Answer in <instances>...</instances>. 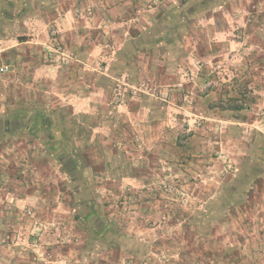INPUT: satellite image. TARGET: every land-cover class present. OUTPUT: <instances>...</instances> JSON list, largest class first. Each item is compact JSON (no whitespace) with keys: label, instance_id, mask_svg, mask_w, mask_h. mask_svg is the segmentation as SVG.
<instances>
[{"label":"rangeland","instance_id":"1","mask_svg":"<svg viewBox=\"0 0 264 264\" xmlns=\"http://www.w3.org/2000/svg\"><path fill=\"white\" fill-rule=\"evenodd\" d=\"M80 6L75 12L81 21L93 15L91 8ZM50 34L57 38L55 28ZM234 37L245 39L242 33ZM57 43L67 55L53 51L52 62L69 68L75 55ZM10 60L0 59V67L8 65L1 78L15 72ZM234 63L226 67L195 60L194 66L205 67L200 87L251 91L249 61ZM92 68L100 72V60ZM194 76L184 75L189 87L182 82L174 96L160 81H130L129 74L117 73L109 105L98 104L94 113H73L66 104L54 112L47 108L50 113L44 116H29H39L38 128L12 130L0 142V175L6 176L0 181L18 191L39 183L50 194L42 195L41 211L15 205L8 209L0 202V212L16 217L2 229L1 245L30 255V264H264V188L248 179L250 130L240 126L230 133L237 143L225 146L227 129L221 131L211 116L200 113ZM133 99L150 101L166 116L154 146L118 113L119 106ZM229 192L236 193L234 208L223 201ZM105 219L126 226L108 235L101 229ZM194 225H211V233L194 234Z\"/></svg>","mask_w":264,"mask_h":264},{"label":"crops","instance_id":"2","mask_svg":"<svg viewBox=\"0 0 264 264\" xmlns=\"http://www.w3.org/2000/svg\"><path fill=\"white\" fill-rule=\"evenodd\" d=\"M145 1H150L147 8L141 7ZM183 1L0 0V59L8 61L12 56L17 59L9 62L15 72L11 73V69L0 77V142L11 137L12 130L19 127L38 128L40 119L35 115L43 113L44 116L63 104L73 113H94L98 104L109 105L110 84L117 73L129 74L130 81L140 78L160 81L174 96L182 82L189 87L190 82L183 77L190 73L199 85L196 101L200 113L211 116L221 131L225 128L228 131L224 136L225 146L237 143V136L230 133H235L240 126L246 125L250 130L248 179L259 182L263 189L264 0H186L182 6ZM80 4L93 10V15L83 21L75 12ZM173 4H180L182 8L175 9ZM54 28L57 38L50 34ZM236 33H242L244 41L236 40ZM57 40L75 55L76 61L69 68L52 62ZM97 60L102 70L95 73L92 66ZM195 60L226 67L229 62L237 64L242 60L246 64L249 61L250 71L246 76L250 75L251 91L241 94L236 89L203 90L200 86L206 78L205 67L200 70L194 66ZM32 113L35 115L29 118ZM118 113L130 129L137 131V136L146 138L152 146L158 139V131L166 124V116L144 99H133L119 106ZM232 152L235 154L234 147ZM1 156L5 157L4 151ZM0 179L5 180L6 176L0 175ZM7 183L0 181L3 207L13 209L15 205L43 210L42 195L50 193L39 183L26 185L20 191ZM50 191L55 192V187ZM218 192L219 187L207 200H213ZM235 195L229 192L223 197L224 202L232 205L229 208L237 204L233 200ZM204 208L211 211L208 205ZM229 208L222 207V210ZM210 213L212 219L217 217ZM15 219L14 212L2 210L0 233ZM107 220H102L101 229H107L108 235L126 226ZM210 227L201 226L203 235L211 233ZM29 258L30 255L4 248L0 243V264H30Z\"/></svg>","mask_w":264,"mask_h":264},{"label":"built area","instance_id":"3","mask_svg":"<svg viewBox=\"0 0 264 264\" xmlns=\"http://www.w3.org/2000/svg\"><path fill=\"white\" fill-rule=\"evenodd\" d=\"M53 51H55L56 53L60 54V55H64L66 56L67 54L64 52V49L58 45V43L55 45V47L53 48ZM217 69H219V65L216 66ZM8 70V65H2L0 67V72H6Z\"/></svg>","mask_w":264,"mask_h":264},{"label":"trees","instance_id":"4","mask_svg":"<svg viewBox=\"0 0 264 264\" xmlns=\"http://www.w3.org/2000/svg\"><path fill=\"white\" fill-rule=\"evenodd\" d=\"M188 225H190V224H188ZM207 228H209V225H207ZM192 231H193L194 234H197V235H200V236L204 234V231H202V229H201V227L199 225H194ZM205 233L208 234L209 232L206 230ZM224 250H227V248H225ZM214 255H215V253H214Z\"/></svg>","mask_w":264,"mask_h":264}]
</instances>
